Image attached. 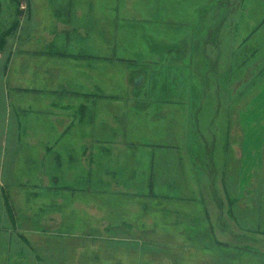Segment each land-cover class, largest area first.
Wrapping results in <instances>:
<instances>
[{
  "label": "rangeland",
  "instance_id": "1",
  "mask_svg": "<svg viewBox=\"0 0 264 264\" xmlns=\"http://www.w3.org/2000/svg\"><path fill=\"white\" fill-rule=\"evenodd\" d=\"M0 264H264V0H0Z\"/></svg>",
  "mask_w": 264,
  "mask_h": 264
},
{
  "label": "water",
  "instance_id": "2",
  "mask_svg": "<svg viewBox=\"0 0 264 264\" xmlns=\"http://www.w3.org/2000/svg\"><path fill=\"white\" fill-rule=\"evenodd\" d=\"M141 80H142V77H138V78L133 80V83L138 85L141 82Z\"/></svg>",
  "mask_w": 264,
  "mask_h": 264
}]
</instances>
